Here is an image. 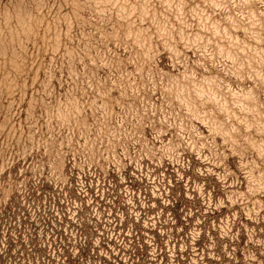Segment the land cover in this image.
I'll use <instances>...</instances> for the list:
<instances>
[{
    "label": "rangeland",
    "instance_id": "1",
    "mask_svg": "<svg viewBox=\"0 0 264 264\" xmlns=\"http://www.w3.org/2000/svg\"><path fill=\"white\" fill-rule=\"evenodd\" d=\"M81 215L110 263L264 264V0H0V264Z\"/></svg>",
    "mask_w": 264,
    "mask_h": 264
},
{
    "label": "trees",
    "instance_id": "2",
    "mask_svg": "<svg viewBox=\"0 0 264 264\" xmlns=\"http://www.w3.org/2000/svg\"><path fill=\"white\" fill-rule=\"evenodd\" d=\"M192 167V160H189L186 163V167L185 168H191ZM169 176V175H168ZM169 178V177H168ZM175 183L173 185L172 188L169 189V194L167 195V199L169 200V203L166 207V209L170 210V219L167 220L165 219V214H159L161 215V220L159 221L158 225H157V231L153 232V241H152V246H155L156 249L159 251V254L156 256L157 259H162L163 262L165 260H167V255L165 254L164 250H162V242H161V238L159 236V229L160 228H164L166 225H170L172 224V221L176 222V218L178 217V212H179V208L182 209H187L188 211H192V216H193V206H188L187 204H192L193 202H187V204H182V199L183 196L181 195V192L179 193V187L181 188V184H184L183 180H174ZM163 183V182H162ZM167 186V185H166ZM183 186V185H182ZM212 194L214 196H216V194L214 193V191H212ZM165 197V196H164ZM30 199H35V196L33 194H30ZM158 207H161L160 205H158ZM165 209V208H164ZM163 209V211H164ZM149 211H146V213ZM163 213V212H162ZM197 213V212H196ZM214 213V212H213ZM84 216L81 215L80 218H78L76 220V224L73 225L72 227L77 230V233L80 234L78 235L80 238V241L78 242L77 246L80 247L79 249V256L76 257V259H70L69 256V248H70V243L67 242V239H69L68 237L71 236H65L64 234V222H60L57 223V227L55 229H53V235L55 237L56 241V248L60 251L61 256L64 257L65 259L62 261V264H92L95 259H97L98 262H100L101 264H119L117 262V260H115L114 263H110V257L111 254L108 251V255H103V256H99L98 254H91L93 251H91L92 246H90L89 241H88V234L85 231V227L82 225V222L80 220H82ZM167 221V223H166ZM50 222H51V218H50ZM116 222V220H115ZM174 224V223H173ZM207 224L205 222H202L201 224V228L203 230L204 233H206L207 231ZM111 226V225H110ZM112 227V226H111ZM117 224L114 226V228H111L115 230V228H117ZM136 228H138V226H133L132 231H134V233L132 232V234L130 235L131 239H128L126 235H122L123 238V242L118 244L119 246H121L123 249H126V245L128 246V254L131 258H137L139 261H141V263H143L145 261V247L146 245L144 244L141 236L139 235V232L136 231ZM123 230H125V227H123ZM168 236V234L166 235ZM53 237V236H52ZM119 238V237H118ZM117 238V240H118ZM104 240H102V244L105 243ZM203 241V239H202ZM42 253L39 251L38 255H42ZM126 255V253H124ZM45 257V255H44ZM62 259V258H61ZM175 261L180 262V257L176 256L175 257Z\"/></svg>",
    "mask_w": 264,
    "mask_h": 264
}]
</instances>
